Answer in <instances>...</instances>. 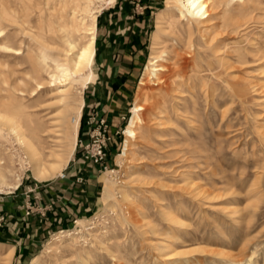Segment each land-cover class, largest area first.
Segmentation results:
<instances>
[{
	"label": "rangeland",
	"instance_id": "rangeland-1",
	"mask_svg": "<svg viewBox=\"0 0 264 264\" xmlns=\"http://www.w3.org/2000/svg\"><path fill=\"white\" fill-rule=\"evenodd\" d=\"M220 1L199 23L172 13L169 0H0L5 41L23 52L0 49V75L12 82H0V103L23 107L24 133L48 165L73 143L64 115L74 117L75 102L85 100L71 160L47 180L7 131L0 134V264H264V0L248 13L239 0ZM93 15L96 40L108 26L110 58L123 61L112 50L125 44L118 50L130 48L138 61L126 106L111 90L122 83L108 80V118L88 107L102 100L95 81L82 89L43 73L39 86L28 75L29 52L64 60L68 41H86ZM155 50L166 67L158 79L147 69ZM143 88L147 121L125 157V130ZM103 128L112 144L107 166L94 174L97 164L82 154L93 153L91 134ZM75 165L89 176L72 183Z\"/></svg>",
	"mask_w": 264,
	"mask_h": 264
},
{
	"label": "bare ground",
	"instance_id": "bare-ground-1",
	"mask_svg": "<svg viewBox=\"0 0 264 264\" xmlns=\"http://www.w3.org/2000/svg\"><path fill=\"white\" fill-rule=\"evenodd\" d=\"M88 1L91 2L92 0H88ZM101 1H106V3L108 2L114 3L115 0H101ZM239 1L242 4V7L247 11V13H248V9L250 8V6L255 2V0H239ZM169 3H171L174 7L171 12L172 13L176 12L179 15V17H185V18L188 17L191 21L194 20L195 22L205 23L206 22L205 20L211 16L212 11L220 6L221 1L220 0H169ZM97 16L98 15L92 16L91 27L87 28V30L84 33L86 41H84L83 43H80L76 40L75 42L68 41V45L70 49L69 50H67L68 48L66 49L68 56L64 60L59 57L53 56L52 54L44 50L39 51V53L37 54H33L31 52L27 54V61L32 70L31 71L32 75L30 74L28 75L32 79L37 81V84L39 86H42L43 84L42 82L43 73L48 74L51 77V81L55 84L64 83L68 80H71L70 82L72 83V85L75 83H79L82 86V89L87 87L88 84L96 80L98 74H97L96 68L93 66V62L96 56ZM76 31L79 32L80 29L77 27ZM157 35L158 34L155 35L154 44H157V41H156ZM6 36L4 33V29H0V41L2 40L5 41ZM66 43H67V40H66ZM0 49L3 50L4 52L9 53L11 56L12 55L19 56L20 54L21 55L23 54L21 47H14L13 45H11L10 43L6 41L0 43ZM10 55L8 56L10 57ZM161 58H163V55L157 53L156 50L151 56V60L149 61L147 69L149 71V74L153 76V78L154 77L157 79L160 78L161 73L164 70H166L165 65L160 63ZM2 63L0 62V64ZM1 73L2 75L0 76L2 80L0 82L1 83L3 82V84H10V86H12L10 76H8L7 74L4 75L3 72ZM141 84L147 85L148 82L144 80L141 82ZM12 89L15 90V87H13ZM142 90H143V93L139 101L132 108V116L125 130L127 139L125 141L124 151L123 153H121V155L125 157L129 155V151L133 150L131 141H135L138 138V133H139L138 129L140 128V125L147 121L145 119V111L147 108L142 104V101L144 98H147L146 96H148L149 92L147 91V88H143ZM63 92L65 93L67 92V90L65 89L63 90ZM82 92L83 91L81 90L80 93ZM84 104H85L84 98L81 97L78 101L75 102L74 104L75 106L73 107V109L76 111L75 116L69 118L68 114L64 115V118L68 119L69 123L71 124L68 130H70V132H72L71 134H73V143L70 145V148L66 151V154L64 155L62 160L59 162H53V163L50 162V165H48L47 162L43 158V154L40 148L31 139H29L28 137L29 135L27 136L24 133L25 131L23 130L24 126L22 127V124H21V115L24 113L22 106H15V107H10V109H6V108H2L3 104L0 105V134L4 133V131L5 132L7 131L8 136L10 138L11 137L14 138L15 141H17V143L19 144L20 147L18 145L17 146L21 148L20 150L25 152L24 157L26 158V162L27 164L29 163L30 166L32 167L35 176L39 180H47L63 164H68L71 160V157L75 150V146H76L77 139H78L81 114H82V109H83ZM37 136H39V134H37ZM53 155L57 158H60L61 156L60 154H57L56 152ZM103 178L105 180L108 179L106 175ZM5 182H6L5 175L3 172H0V185L4 184ZM20 182H21V179L19 178L15 184L9 185V188H18V186L20 185ZM205 193L207 194V192ZM232 212L238 213L240 212V210L233 209ZM166 214H169V213H166ZM58 238L59 236L56 237V239ZM12 254H13L12 249H9L8 256L12 257ZM250 261L252 262L253 259L251 258Z\"/></svg>",
	"mask_w": 264,
	"mask_h": 264
},
{
	"label": "crops",
	"instance_id": "crops-1",
	"mask_svg": "<svg viewBox=\"0 0 264 264\" xmlns=\"http://www.w3.org/2000/svg\"><path fill=\"white\" fill-rule=\"evenodd\" d=\"M107 31V36L106 38H102V36L96 40V56H95V62H94V66L96 65V70H97V78L94 82V89H93V93L95 96L99 98H101V102H94L88 105V107L91 108H95V110L102 116L107 117V115H105V109H108V105L106 103V101H108V80L112 79V83H116L117 85H119V83H122V87L115 85V87L111 88V90H114V92H118V95H114L115 97V101L117 102L118 99H120V97L123 98V104H119L117 102L118 105L120 106H126V104H129L128 101V97H129V93L127 92V90H129V85L126 83L127 80H131L132 76H133V72L136 69V66L132 65V63H137L138 61L130 55V53H133L131 51L130 48H126L124 50H118L117 47L119 48H123L125 47V44H115V48L112 51H116V52H120V53H124V57H123V61H118L120 60V58H122V56L120 54H118V56L116 57L117 59H114V57H111L108 55V26H106L105 29H103V32ZM116 42V41H115ZM111 46H112V42H110ZM109 44V45H110ZM101 47L99 48L98 46ZM130 47V45H129ZM111 51V48H110ZM109 56V57H108ZM126 59H129L128 62ZM134 59V60H133ZM132 61V62H131ZM131 62V63H130ZM129 63V64H128ZM116 64V65H113ZM124 66H128L131 67L132 66V72L129 73V71L131 70L130 68H128V70L124 67ZM125 80L124 82H119V79ZM117 81V82H116ZM124 86V87H123ZM112 94V93H111ZM117 94V93H116ZM85 101V100H84ZM107 105V106H106ZM85 107V105H84ZM89 109V110H90ZM84 112V108L82 111V115ZM89 112V111H88ZM87 112V114H88ZM82 115H81V119H82ZM80 126H81V121H80ZM79 157V155H78ZM95 167L94 169V174H97V171L99 172V165H93ZM73 166H71L72 168ZM77 166L75 165L73 170L71 171V173L73 174V176L70 178V181L72 183H74L76 177L78 176V174L80 173L81 175H83L84 177L89 176V174H84V172H82V170L80 169L79 172L76 170ZM65 217V215H63ZM60 219V218H59ZM1 233V232H0ZM13 240H16V238H11ZM13 248L14 251V246H11Z\"/></svg>",
	"mask_w": 264,
	"mask_h": 264
},
{
	"label": "built area",
	"instance_id": "built-area-1",
	"mask_svg": "<svg viewBox=\"0 0 264 264\" xmlns=\"http://www.w3.org/2000/svg\"><path fill=\"white\" fill-rule=\"evenodd\" d=\"M100 126L106 125V120L104 118L100 119ZM92 137V154H82L87 159H89L92 163L101 165L106 167L107 165V157H108V146L112 144V137L106 135V128H103L102 130H99L96 134H91ZM81 147H83V144L81 142Z\"/></svg>",
	"mask_w": 264,
	"mask_h": 264
}]
</instances>
